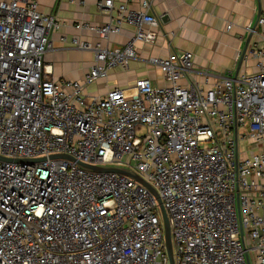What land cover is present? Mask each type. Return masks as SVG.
<instances>
[{
	"label": "built area",
	"instance_id": "built-area-1",
	"mask_svg": "<svg viewBox=\"0 0 264 264\" xmlns=\"http://www.w3.org/2000/svg\"><path fill=\"white\" fill-rule=\"evenodd\" d=\"M127 1H118L114 18L75 25L106 42L131 25L120 45L58 34L93 51L79 81L52 78L44 65L57 17L38 0H0V264H169L155 195L123 173L76 160L128 167L154 188L174 264H264V63L199 82L193 53L173 50L147 59L164 84L138 77L89 94L86 86L137 58V42L158 35L150 0L138 8ZM257 55L264 58V39Z\"/></svg>",
	"mask_w": 264,
	"mask_h": 264
},
{
	"label": "crops",
	"instance_id": "crops-1",
	"mask_svg": "<svg viewBox=\"0 0 264 264\" xmlns=\"http://www.w3.org/2000/svg\"><path fill=\"white\" fill-rule=\"evenodd\" d=\"M113 0L110 10H99L96 0H38V9L53 13L60 22L58 33L52 34L53 48L46 51L43 62L52 78L65 77L81 81L91 65L92 50H80L68 43H61L58 34L70 39L91 42L97 41L95 33L88 28L75 26L87 23L94 26L116 15ZM140 0H128L127 6L138 8ZM151 12L159 18V32L153 44L136 43L137 58L131 59L125 68L115 67L106 77L86 86L89 94H103L114 86L130 85L138 77H148L159 85L164 84L161 72L148 62L149 56L164 57L171 51L189 50L193 53L192 76L202 82L209 81L227 73H234L239 53L251 25L264 5V0H150ZM230 24L229 28L226 25ZM248 26L250 28H248ZM131 25L123 24L117 34H111L109 41L100 40L108 47L120 45L133 33ZM264 39V26H257L249 39L242 58L239 73L256 70L257 49ZM184 83V79L180 80ZM100 85L103 90L99 91ZM99 91V92H98ZM98 92V93H96Z\"/></svg>",
	"mask_w": 264,
	"mask_h": 264
},
{
	"label": "water",
	"instance_id": "water-1",
	"mask_svg": "<svg viewBox=\"0 0 264 264\" xmlns=\"http://www.w3.org/2000/svg\"><path fill=\"white\" fill-rule=\"evenodd\" d=\"M257 18L258 16L256 17L255 21L251 25V31L246 36L244 45L239 53L238 62L236 64L235 71L233 73L234 76L238 74L239 67H240L242 58L244 56L249 39L252 35L253 30L257 27ZM57 157L74 160L72 156L65 154V153H53L49 155V158H57ZM43 159H44V156L34 157V158H15L16 161H28V162L43 160ZM76 163L85 169H89L93 171H116V172L123 173L129 176L130 178L135 179L136 181L143 184L144 186H146L155 195L157 202L159 204V207H160L161 222L163 226L164 242H165L166 253L168 256V261H169V264H174L172 244H171V238H170V228H169L167 213L162 205L160 198L158 197L156 191L154 190V188L150 184H148L138 173H136L135 171H133L132 169L128 167L118 166V165H95V164L85 163V162L78 161V160H76Z\"/></svg>",
	"mask_w": 264,
	"mask_h": 264
},
{
	"label": "rangeland",
	"instance_id": "rangeland-1",
	"mask_svg": "<svg viewBox=\"0 0 264 264\" xmlns=\"http://www.w3.org/2000/svg\"><path fill=\"white\" fill-rule=\"evenodd\" d=\"M98 90H99V91L103 90V86L100 85V88H98ZM99 91H98V92H99ZM98 92H96V93H98Z\"/></svg>",
	"mask_w": 264,
	"mask_h": 264
}]
</instances>
